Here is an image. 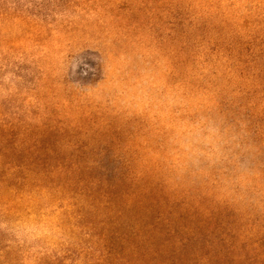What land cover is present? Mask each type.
<instances>
[{
  "label": "rangeland",
  "instance_id": "obj_1",
  "mask_svg": "<svg viewBox=\"0 0 264 264\" xmlns=\"http://www.w3.org/2000/svg\"><path fill=\"white\" fill-rule=\"evenodd\" d=\"M264 264V0H0V264Z\"/></svg>",
  "mask_w": 264,
  "mask_h": 264
},
{
  "label": "trees",
  "instance_id": "obj_2",
  "mask_svg": "<svg viewBox=\"0 0 264 264\" xmlns=\"http://www.w3.org/2000/svg\"><path fill=\"white\" fill-rule=\"evenodd\" d=\"M155 263L156 264H173V262L170 259H168V258H165L163 260L156 258Z\"/></svg>",
  "mask_w": 264,
  "mask_h": 264
}]
</instances>
